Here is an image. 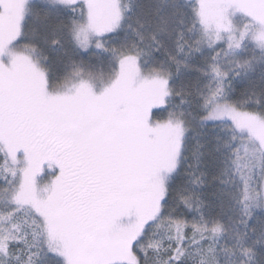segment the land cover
I'll use <instances>...</instances> for the list:
<instances>
[{
  "label": "snow or ice",
  "instance_id": "snow-or-ice-1",
  "mask_svg": "<svg viewBox=\"0 0 264 264\" xmlns=\"http://www.w3.org/2000/svg\"><path fill=\"white\" fill-rule=\"evenodd\" d=\"M0 161V264H264V0H0Z\"/></svg>",
  "mask_w": 264,
  "mask_h": 264
},
{
  "label": "trees",
  "instance_id": "trees-1",
  "mask_svg": "<svg viewBox=\"0 0 264 264\" xmlns=\"http://www.w3.org/2000/svg\"><path fill=\"white\" fill-rule=\"evenodd\" d=\"M141 2L147 4V3L152 2V0H141ZM193 79H194V77H193ZM238 83H239V82H238ZM244 87H246V84L241 83V84H240V87L237 89V91H241V90H243ZM0 163H2V161H0Z\"/></svg>",
  "mask_w": 264,
  "mask_h": 264
}]
</instances>
